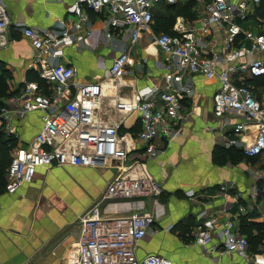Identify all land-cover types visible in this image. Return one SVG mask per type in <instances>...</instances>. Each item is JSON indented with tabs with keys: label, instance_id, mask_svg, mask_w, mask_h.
I'll list each match as a JSON object with an SVG mask.
<instances>
[{
	"label": "built area",
	"instance_id": "built-area-1",
	"mask_svg": "<svg viewBox=\"0 0 264 264\" xmlns=\"http://www.w3.org/2000/svg\"><path fill=\"white\" fill-rule=\"evenodd\" d=\"M177 1L70 0L62 18L40 27L12 22L4 1L0 0V45L5 44L9 28L19 31L33 49L32 67L44 84L23 79L19 93L8 97L7 103L11 105L0 107V130L15 138L12 119L39 111L41 121L27 145L12 148L5 190L12 193L21 184L31 182L40 167H97L115 162L116 173L100 200L80 220V235L67 253V264H172L162 255L138 258L135 254L136 244L155 230L151 213L133 211L107 216L100 211L99 204L103 200L162 192L141 156H155L161 147L156 139L177 135L187 117L183 101L192 97L194 89L189 79L184 80V74L217 80L212 96L213 113L221 118L230 114L239 118L226 144L239 146L246 156L264 154V98L260 99L243 81L244 75L264 77V17L251 28L241 24L255 13L261 0H195L199 15L196 21L177 17L170 33L162 31L152 36L165 56L160 63L162 83L136 89L126 102H121L123 96L115 99L117 108L139 112L141 129L137 137L144 145L140 155L134 159L130 156L119 122H108L99 115L103 85L109 84L110 79L118 82L131 63L133 46L140 42L142 32H150L153 6ZM91 12L102 23V43L112 45L117 41L118 52L104 79L79 82L74 67L62 61V48L67 44L79 45L92 37L95 27ZM212 25L223 33L221 54L213 52L210 45ZM243 57L244 60H238ZM117 89L120 90L119 85ZM255 175L259 178L261 173ZM252 187L256 193L260 191L256 185ZM185 193L192 197L194 191L188 189ZM190 235L201 247L217 237L222 252L236 253L242 264H264V252L251 251L246 236L238 232L231 218L220 220L201 211Z\"/></svg>",
	"mask_w": 264,
	"mask_h": 264
},
{
	"label": "crops",
	"instance_id": "crops-1",
	"mask_svg": "<svg viewBox=\"0 0 264 264\" xmlns=\"http://www.w3.org/2000/svg\"><path fill=\"white\" fill-rule=\"evenodd\" d=\"M3 1L12 22L40 27L50 26L62 18L70 2ZM183 1L185 4L191 1L192 6L175 19L182 17L188 22L196 21L199 18L197 3ZM163 5L165 3L158 2L153 6V19L154 13ZM263 17L261 0L255 13L241 24L251 28ZM90 18L95 27L92 37L79 45L67 44L62 48V61L74 67L79 82L104 79L106 69L118 52L117 41L112 45L102 43L99 16L91 12ZM155 34L153 20L150 32H142L140 42L133 46L126 72L118 82L110 79L109 84L103 85L99 115L108 122L120 123L119 131L127 140L133 159L144 147L137 137L141 129L139 112L117 108L115 99L123 96L120 100L126 102L136 89L162 83L160 63L164 62L165 56L153 43ZM209 40L213 52L221 54L223 33L220 28L210 26ZM4 42L0 45V67L8 73L10 94L2 98V105L10 106L8 97L19 93L23 79L44 84L32 67L33 49L28 40L19 31L9 28ZM186 79L193 84L194 93L183 101L188 115L178 134L170 139L159 136L156 142L161 145L160 151L155 156H141L150 174L161 185L162 192L155 196L103 200L99 204L100 211L107 216L133 211L152 214L155 230L136 244L138 258L158 254L169 258L172 264H242L236 253L222 252L217 237L201 247L193 242L190 230L201 211L220 220L231 218L238 232L246 236L251 251L264 252V194L261 190L256 193L252 187L258 180L264 186V154L246 156L239 146L226 144L233 136L232 127L239 118L233 114L221 118L213 113L216 79L184 74ZM243 81L260 99L264 98V77L244 75ZM12 124L16 130V145H27L40 127V112L33 111L24 118L12 119ZM220 146H233L242 153L231 160L229 156L214 155V150ZM114 165V161L97 167L53 164L38 168L31 182L21 184L12 193L4 188L0 193V264H67V253L80 235V220L100 200L107 183L116 173ZM259 172L261 176L257 178L255 174ZM188 189L194 191L192 197L186 195Z\"/></svg>",
	"mask_w": 264,
	"mask_h": 264
},
{
	"label": "trees",
	"instance_id": "trees-1",
	"mask_svg": "<svg viewBox=\"0 0 264 264\" xmlns=\"http://www.w3.org/2000/svg\"><path fill=\"white\" fill-rule=\"evenodd\" d=\"M264 5V0H262ZM192 6V2L188 1L186 4L185 2L181 6H177L176 3L174 4H165L162 7L167 8L170 10V8L176 7V10H183L187 7L190 8ZM263 7V6H262ZM182 13V12H179ZM183 14V13H182ZM165 17V15H163ZM167 17L162 18L160 21L155 20L154 18V24L155 29L160 28L159 32H171V26L167 25L168 22L166 20ZM162 29V30H161ZM158 32V33H159ZM8 73L5 68L0 67V107L2 106V98L9 95V83L7 80ZM17 144V140L12 135H7L3 130H0V193L5 188V174L6 170L10 161V150ZM241 151L238 149L234 150V147L231 146L230 148H223V147H216L214 150V155H219L220 157L229 156L230 160L232 157H239L241 155ZM217 160V159H216ZM219 163H223V161L219 160ZM256 186L258 189H260L264 194V186L261 184L260 180L256 182Z\"/></svg>",
	"mask_w": 264,
	"mask_h": 264
},
{
	"label": "rangeland",
	"instance_id": "rangeland-1",
	"mask_svg": "<svg viewBox=\"0 0 264 264\" xmlns=\"http://www.w3.org/2000/svg\"><path fill=\"white\" fill-rule=\"evenodd\" d=\"M194 1H195V0H194ZM183 3H184L183 0H178V1L176 2V5H177V6H181ZM195 3H196V1H195ZM179 12H182V13L184 14L185 11H184V9H183L182 11H181V10L177 11V10H176V7H174V8H170V10L167 9V8H164V7H160L159 10L156 11V12L154 13V18H155V20L160 21L162 18L167 17V18H166V20H167V22H168L167 25L171 26V24H172L173 21L175 20V16L178 15ZM163 15H165V17H163ZM191 17H192V16H191ZM159 31H160V28H158V26H157L156 33H158ZM125 72H126V69H125ZM125 72H124V73H125ZM23 146H25V145H23ZM11 150H12V149H11ZM11 150H10V152H11ZM257 158H258V157H257ZM257 158H255V160H257ZM261 158H263V156H262ZM252 162H254V161H252ZM98 171L100 172L101 170H98ZM71 186H72V183H71Z\"/></svg>",
	"mask_w": 264,
	"mask_h": 264
}]
</instances>
